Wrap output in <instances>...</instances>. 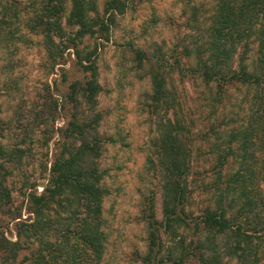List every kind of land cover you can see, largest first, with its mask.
Returning <instances> with one entry per match:
<instances>
[{
  "label": "trees",
  "instance_id": "obj_1",
  "mask_svg": "<svg viewBox=\"0 0 264 264\" xmlns=\"http://www.w3.org/2000/svg\"><path fill=\"white\" fill-rule=\"evenodd\" d=\"M5 1L0 0V10ZM30 3L27 26L44 36L55 61L74 48L84 79L70 84L61 149L54 154L44 189L28 194L27 218L15 207L8 184V163L16 152L21 160L23 150L0 143V264H102L108 191L100 164L106 137L99 131L103 114L97 110L99 42L94 50L80 45L86 38H109L127 3L107 0L101 14L97 0H70L65 24L67 0ZM14 17L18 11L1 18L0 26ZM200 32L192 46H185V54L205 86L213 114L232 103L233 89L246 90V108L239 117L230 113L218 123H204L210 124L206 132L196 130L197 121L179 111L180 101L168 85L171 71H153L150 98L156 112L167 117L158 124L155 158L150 155L148 162L161 175L163 218L153 203L144 211L149 235L143 264H264V0H214L210 23ZM145 55L137 51L138 58ZM81 105L88 114L79 112ZM201 140L211 146L214 177L203 186L215 201L194 216V152ZM12 222L15 236L9 234Z\"/></svg>",
  "mask_w": 264,
  "mask_h": 264
},
{
  "label": "rangeland",
  "instance_id": "obj_2",
  "mask_svg": "<svg viewBox=\"0 0 264 264\" xmlns=\"http://www.w3.org/2000/svg\"><path fill=\"white\" fill-rule=\"evenodd\" d=\"M67 1L64 24L70 10ZM97 1L102 14L107 0ZM123 2L127 7L117 13L109 38H86L80 45L94 50L99 42L102 91L97 110L103 114L99 131L106 137L100 164L108 191L104 202L108 238L102 264H143L149 235L144 211L153 203L157 217L163 218L161 175L148 162L150 155L155 158L153 141L159 134L158 124L167 117L161 110L156 112L150 98L153 71H171L168 85L180 101L179 111L197 121L196 130L206 132L210 124L204 123H218L223 115H236L246 108L242 102L246 90L233 89L232 103L221 105L220 112L213 114L205 86L186 58L185 46H192L210 23L214 0ZM4 6L7 9L0 10V19H10L17 11L18 17L0 26V143L11 150H23L21 160L16 152L8 163L12 171L8 184L15 207L27 218L28 194L44 189L54 154L61 149V133L69 119L66 96L70 84L83 80L84 73L74 48L66 49L64 57L56 61L49 56L44 36L27 26L30 0H7ZM138 50L146 53L143 59L137 57ZM79 110L89 113L86 105ZM210 148L203 140L195 147V192L190 206L194 216L215 201L203 186L214 177ZM10 226L9 234L15 236L14 222ZM168 239L164 234V240Z\"/></svg>",
  "mask_w": 264,
  "mask_h": 264
}]
</instances>
